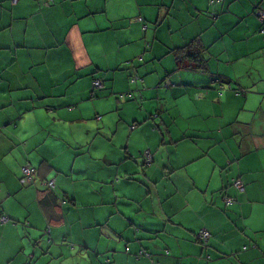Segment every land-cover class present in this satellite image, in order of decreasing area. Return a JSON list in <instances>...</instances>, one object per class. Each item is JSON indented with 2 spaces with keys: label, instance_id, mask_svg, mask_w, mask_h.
Returning a JSON list of instances; mask_svg holds the SVG:
<instances>
[{
  "label": "crops",
  "instance_id": "0c3cea01",
  "mask_svg": "<svg viewBox=\"0 0 264 264\" xmlns=\"http://www.w3.org/2000/svg\"><path fill=\"white\" fill-rule=\"evenodd\" d=\"M260 14L264 0H0V264H264Z\"/></svg>",
  "mask_w": 264,
  "mask_h": 264
},
{
  "label": "built area",
  "instance_id": "2783aa9c",
  "mask_svg": "<svg viewBox=\"0 0 264 264\" xmlns=\"http://www.w3.org/2000/svg\"><path fill=\"white\" fill-rule=\"evenodd\" d=\"M10 2H11L12 5H15L18 2V0H10ZM260 20H261V22L264 21V14H260ZM262 33L264 34V27L262 29ZM136 62L137 63H142L143 62V58L139 57V58L136 59V61L135 60L131 61L130 64L135 66ZM138 80H139V78L137 76L131 77L130 78V83L134 84ZM92 85H93L94 88H97V89H101L102 88V82L100 80L94 81ZM134 97L142 98V95H141V93L139 91H129L127 93H123V94H120L118 96V98L122 99V100H124V99H132ZM134 128H135V126L131 127V129H134ZM147 161H149V160H147ZM34 172H35L34 168H32L31 166H29V165L24 166L22 168V170H21V173H22L21 183L22 184H27V185L31 184L33 182V180H34ZM43 186H45V187H47L49 189H53L55 187V180L51 179V180H49L47 182H44ZM234 187L240 192L244 191V185L239 179L235 180ZM226 203L228 205H233L235 202H234L233 199H227ZM2 220H4V219H2ZM196 237H197V239L201 240V242L206 243L207 240H208L209 234L206 231L202 230V231H200L197 234ZM145 255L147 257H150L149 254H145Z\"/></svg>",
  "mask_w": 264,
  "mask_h": 264
},
{
  "label": "trees",
  "instance_id": "16d2710c",
  "mask_svg": "<svg viewBox=\"0 0 264 264\" xmlns=\"http://www.w3.org/2000/svg\"><path fill=\"white\" fill-rule=\"evenodd\" d=\"M18 1H19V0H18ZM17 4H18V2H17L15 5H13V6H16ZM263 27H264V21L262 22V29H263ZM262 29H261V33H262ZM262 34H263V33H262ZM263 35H264V34H263ZM192 57H194V55H193ZM94 81H96V80H94ZM93 88H94V87H93ZM223 88H224V87H222V90H223ZM147 162H150V160L147 161ZM31 167H32V166H31ZM22 168H23V167H22ZM32 168H33V167H32ZM21 170H22V169H21ZM34 171H35V168H34ZM21 179H22V173H21L20 181H21ZM50 180H51V179H50ZM54 180H55V179H54ZM235 180H237V179H235ZM235 180L232 181V184H231V185H232V187H233L236 191H238V190L234 187V182H235ZM47 181H49V180L43 181V182L41 183V185L43 186V183H44V182H47ZM33 183H34V180H33V182H32L31 184H29V185H32ZM23 185H27V184H23ZM29 185H27V186H29ZM44 187H45V186H44ZM45 188H47V187H45ZM54 188H55V187H54ZM54 188L51 189V190H54ZM238 192H239V193H243L244 191H243V192L238 191ZM227 199H233V198H229V197H227V198L224 199V203H225L226 207H230V206H235V205H236V201H235V199H233L234 202H235L233 205H228V204L226 203V200H227ZM199 232H200V231H199ZM199 232H198V233H199ZM47 233H49L48 230H47ZM207 233H208V232H207ZM208 234H209V233H208ZM196 236H197V235H196ZM209 237H210V234H209ZM209 237H208V239H209ZM196 241L199 242L200 244H202L203 246H206V245H207V242H206V243H203V242H201V240L197 239V237H196ZM207 241H208V240H207ZM145 254H149L150 257L153 256V255H152V254H153L152 252H147L146 250H141V251H139L137 255H138L139 257H144V258H145V257H147ZM150 257H148V258H150Z\"/></svg>",
  "mask_w": 264,
  "mask_h": 264
}]
</instances>
